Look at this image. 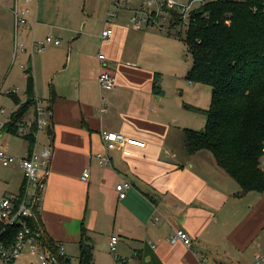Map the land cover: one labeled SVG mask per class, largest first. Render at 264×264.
I'll use <instances>...</instances> for the list:
<instances>
[{"label": "crops", "instance_id": "crops-1", "mask_svg": "<svg viewBox=\"0 0 264 264\" xmlns=\"http://www.w3.org/2000/svg\"><path fill=\"white\" fill-rule=\"evenodd\" d=\"M26 1L18 0L19 8L30 13L28 26L18 32L27 52L15 56L22 59L24 72L22 95H16L21 104L28 100V69L35 79V97L50 107L52 131L39 135L33 149H52L39 212L45 233L63 246L66 259L71 263L72 256L79 264L86 229L95 245V264H102L97 246L105 245L110 252L114 236L122 251L123 240L130 242L131 258L124 257L128 264H255V257L264 254V194L237 197L239 185L210 152H186L184 129L194 128L182 121L188 104L182 96V101L177 98L174 113L163 91V66L154 56L165 52L168 39L154 32L161 19L137 29L130 20L131 6L121 8L110 22L113 36L103 41L107 15L115 10L112 0H102L103 17L96 20L86 6L81 10L83 0ZM84 1L94 8L96 0ZM14 3H0L2 66L15 54ZM47 37L61 40V45L32 57V40ZM100 53L106 61L99 60ZM104 68L117 78L112 90L99 84ZM193 105L186 109L199 108ZM19 109L16 104L8 115ZM2 120L0 149L20 160L29 152V143L1 127ZM104 132L123 134L126 140L106 151ZM103 153L109 165L99 164ZM86 169L88 181L82 179ZM124 180L133 187L120 199L116 186ZM23 181L18 163L0 162V200L20 194ZM178 229L187 232L191 246L172 244ZM112 258L114 264H123L118 250Z\"/></svg>", "mask_w": 264, "mask_h": 264}, {"label": "trees", "instance_id": "trees-1", "mask_svg": "<svg viewBox=\"0 0 264 264\" xmlns=\"http://www.w3.org/2000/svg\"><path fill=\"white\" fill-rule=\"evenodd\" d=\"M167 13L169 31L183 24L175 11ZM187 27L185 38L182 33L177 35L193 58L186 79L210 86L212 98L208 110L193 108L205 114L206 124L199 131L184 129L185 150L189 155L210 152L217 165L239 185L237 197L264 194V0L207 1L193 10ZM25 74L26 103L21 104L16 93L9 94L20 105L5 127L13 134L35 98L34 76L28 69ZM51 131L49 126L48 133ZM24 138L32 152L35 138ZM146 196L153 201L152 196ZM30 225L42 233L51 248L55 247L44 231L38 208ZM92 242L83 229L79 264H95ZM69 263L66 259L65 264Z\"/></svg>", "mask_w": 264, "mask_h": 264}, {"label": "built area", "instance_id": "built-area-1", "mask_svg": "<svg viewBox=\"0 0 264 264\" xmlns=\"http://www.w3.org/2000/svg\"><path fill=\"white\" fill-rule=\"evenodd\" d=\"M9 1L0 0V3ZM29 1L27 0L26 2L29 3ZM197 1L202 2L203 5L210 0H187V4H181L175 0H112V6L117 9L109 11L107 26L103 30L101 38L103 41H108L113 36L110 22L117 18V10L121 8L131 6L132 16L130 20L137 29L156 24L169 10L175 11L182 18L183 23L188 26L190 14L195 10L192 4ZM12 12L15 20V56H18L27 52L25 44L18 41V32L22 26H28L30 10L26 7L19 8L18 0H15ZM167 20L171 22L169 16ZM162 30L166 31V28ZM60 44L61 40L53 39L52 37H47L44 40L33 39L29 51L33 57L36 53L45 50L49 46H58ZM99 60L106 61V56L100 53ZM99 84L103 89L112 90L117 86V78L115 74L104 68L99 75ZM11 93L16 92H9L8 94ZM104 109L102 111H105ZM28 111L30 115L27 117L26 114V118H21L17 123L16 134L23 137L32 136L37 143L39 135L48 133V128L51 124L50 107L43 100L35 97L33 105ZM14 114L7 115L5 109L1 110L0 118L5 120L1 123V127L10 124ZM102 139L106 151L113 150L116 148L117 143L123 144L126 140L123 134L111 132H104ZM51 157L52 149L50 147L43 149L39 153L34 150L28 152L20 160L8 155L5 149H0V162L2 165L11 166L18 163L24 173L21 193L9 195L0 200V264H24V259L28 260L27 257L30 255L36 258L37 264H65L66 253L63 246L55 244V247L51 248L47 241L42 238V233L34 230L30 225V221L35 216V210L41 207L42 195L46 186L45 176L48 172ZM98 157L99 164L102 166L111 163L107 153L100 154ZM89 176V170L86 169L82 179L88 181ZM132 187V183L127 180L119 183L116 186V190L120 199H125L127 192ZM119 242L118 237H112L110 243L111 253L117 252ZM171 242L172 244L182 242L186 246H191L192 239L185 230L178 229L173 235ZM153 248L155 249V246ZM121 260L128 264L127 259L122 258ZM25 264H33V262L28 260ZM255 264H264V254L257 255Z\"/></svg>", "mask_w": 264, "mask_h": 264}, {"label": "rangeland", "instance_id": "rangeland-1", "mask_svg": "<svg viewBox=\"0 0 264 264\" xmlns=\"http://www.w3.org/2000/svg\"><path fill=\"white\" fill-rule=\"evenodd\" d=\"M181 4H187V0H175ZM102 0H96L93 9H90V5H86V2L83 0L81 2V10L83 11L84 6L87 7V12L91 16L93 15L94 20L103 17L104 10H99L100 4ZM110 4V3H109ZM202 5V2L197 1L192 4L193 9H198ZM112 6V4L110 5ZM117 9L115 6H112ZM168 13L164 14V17L161 18L160 24L157 25L154 29V32L162 34V36L168 38L167 44L165 46V52L163 54H156V62L162 64L165 75L163 76V91L166 94L168 103L171 104L172 110L176 113V105L174 103H180L177 101V98L182 101L181 96L188 105H193L195 103L199 108L206 109L210 105L211 97H212V89L210 86L203 84L190 85L186 79V74L191 69L193 65L192 55L188 52L187 47L184 41L177 38L179 33H182V37L185 38L186 31L188 29L187 24H180L177 27H173L169 31V27L171 22L167 20ZM170 17V16H169ZM162 25L166 28V31L161 30ZM145 28V27H144ZM152 28V27H150ZM56 39V38H53ZM61 45V44H60ZM58 45V46H60ZM56 46V45H53ZM57 47V46H56ZM48 48V47H47ZM46 48V49H47ZM45 49V50H46ZM44 51V50H43ZM36 56V55H35ZM34 56V58H35ZM22 60V59H21ZM21 60L15 58V54L11 56L10 62L6 65H0V110L5 108L8 113L11 112V109L15 108V103L12 100V97L9 96V92H16V94H21V88L24 84L23 75L24 72L21 68ZM190 88V89H188ZM181 89H187L183 94H180ZM189 90H192L191 96H189ZM191 103V104H190ZM188 105H184L183 112L185 113L184 122H189L192 126H194L193 130H202L206 124V116H204L200 112H195L187 110ZM1 112V111H0ZM2 122H4V118H2ZM1 122V121H0ZM112 239V238H111ZM120 240V239H119ZM111 243V242H110ZM123 251L117 245L118 254L122 255L123 258L125 256H129L131 258V246L130 242L127 240H123L122 242ZM97 254L99 253V260L102 264H114L112 256L116 253H110L108 248L105 245L97 246ZM110 249V247H109ZM257 257V256H256ZM255 257V258H256ZM30 262L33 264H37V260L34 256L27 257ZM118 258V257H117ZM120 260V259H119ZM129 263V260L127 261ZM69 264H78L77 259L71 256V263ZM116 264V263H115ZM124 264V263H123Z\"/></svg>", "mask_w": 264, "mask_h": 264}]
</instances>
